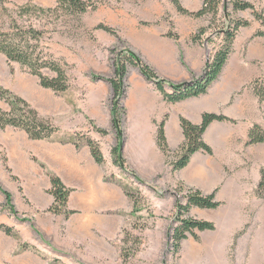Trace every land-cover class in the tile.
Segmentation results:
<instances>
[{
	"label": "crops",
	"instance_id": "obj_1",
	"mask_svg": "<svg viewBox=\"0 0 264 264\" xmlns=\"http://www.w3.org/2000/svg\"><path fill=\"white\" fill-rule=\"evenodd\" d=\"M245 1L261 6L264 12V0ZM180 2L189 12H198L203 7V0ZM173 8L169 20H149L151 25L146 27L130 21L124 37L131 51L160 79L173 85L189 84L202 78L217 46L208 41L194 43L191 40L198 29L206 25V17L189 19ZM159 16L164 14L159 13ZM237 16L251 21V25L238 31L227 64L205 95L169 102L136 71L132 75L128 73L127 91L122 101L126 109L122 149L126 167L146 184L156 183L162 177L164 183L173 186L179 184L206 196L215 194L216 201L222 204L218 209L220 217H211L207 210H200L198 219L216 224L213 238L216 242L211 244L220 246L222 253L229 250L234 239L248 235L242 232L246 222L234 219L232 213L233 209L259 206L261 201L254 193L264 170V143L249 144L254 127L264 129V101L261 99L264 36H257L264 28L251 11L239 12ZM170 22L178 40L168 37ZM165 90L168 95L173 93L171 87ZM92 101L99 103L87 106L88 118L96 127L106 130L114 141L106 149L95 131L88 134L100 143L104 156L102 165L96 162L87 144L78 147L54 140L36 141L27 133L13 142L3 139L0 132V151L5 154L10 174L20 179L23 195L28 200L26 213L43 212L53 206L51 176L58 177L71 190L67 209L72 215L65 217L46 212L44 216H37L36 228L46 242H51L74 263L102 264L120 260V245L133 203L126 195L125 173L114 164L111 155V149L118 142L111 106L105 105L103 99ZM206 114L228 119L214 121L203 135L212 155L198 152L186 168L173 171L166 160L168 155L176 156L185 142L182 119L200 126ZM162 123L169 149L167 154L158 145ZM3 163L0 160V177L3 183L9 184ZM10 190L16 192L14 186ZM81 246L85 247L84 252L77 249Z\"/></svg>",
	"mask_w": 264,
	"mask_h": 264
},
{
	"label": "rangeland",
	"instance_id": "obj_2",
	"mask_svg": "<svg viewBox=\"0 0 264 264\" xmlns=\"http://www.w3.org/2000/svg\"><path fill=\"white\" fill-rule=\"evenodd\" d=\"M101 1L103 3L97 10L83 15L81 23H78L77 21H67L65 13L61 9L56 11L58 5L55 0H0V30L10 31L16 23L25 29L32 27L41 31L43 35L39 43V51L60 62L67 71L70 88L67 92L58 94L43 88L37 77L29 74L17 63L9 64L6 57L0 54V87L24 99L42 119L48 120L53 127L59 130L47 141L73 143L71 139L74 137V140L82 145L86 144L87 138H90L88 136L90 131H95L103 141L104 147L110 148L114 142L112 136L109 133L104 136L97 132L96 128L98 127L86 114L87 106L99 103L93 102L92 99L94 101L103 99L105 105L111 106L112 113L115 99L109 80L116 78L117 61L121 56L126 62L129 60L126 52H132L130 43L124 37L125 32L130 28V21L139 22L140 27H146L151 25L148 23L149 20L158 18L169 20L171 18L170 10H174V5L170 0ZM27 5L32 6L30 12L22 10ZM257 8L261 10V6L257 5ZM38 9L53 10L54 12L44 15ZM159 13H163L164 16H159ZM237 15L238 13L234 14L233 19H238ZM189 17V19L193 18ZM211 18V16L206 17L205 26L210 25ZM223 18L224 14L221 8L217 20L208 34L211 35L216 28L223 26L225 23ZM100 25L108 26L116 34L97 29ZM171 29H174L172 24ZM214 43L217 46L219 40L216 39ZM127 69L129 75L136 71L142 74L139 67L129 62ZM44 73L48 77L55 76L49 71ZM126 79L123 98L127 91ZM148 82L154 85L153 82ZM168 87L166 86L165 89ZM261 91L264 93V88ZM123 98L120 105L124 110V118L126 109L123 106ZM0 109L5 112L11 111L8 103L2 99H0ZM0 132L4 135L3 139L13 142L21 135H26L25 131L12 127L4 130L0 128ZM96 142L100 146V143ZM117 146L118 142L111 149L113 160L115 157L112 151ZM174 159L175 156L168 155L167 164L171 166L170 162ZM0 160L4 162L6 167L4 171L10 182L9 184L3 183L4 179L0 177V225L12 228L16 235L11 236L0 230V264H84L70 261L54 248L51 242H46L44 236L36 228V221L37 216H44V213L52 212L48 209L43 212L26 213L28 200L23 195L20 179L10 174L12 171L6 165L7 159L2 150L0 151ZM126 164L127 162L124 169L116 166L125 173L124 187L126 195L133 203V211L123 232L120 260L102 264L264 263V192H261L259 188L262 173L258 188L254 193V197L261 201L259 206L233 209L232 213L234 219L246 222V225L242 227V232L247 233V236L241 235L234 239L229 250L222 253L223 249H220V246L215 247L211 244L216 242L213 241V238L217 228L214 231L205 232L196 230L195 234L198 239L188 233L187 238L176 250L173 234L179 226L177 218L180 214L177 206L178 204L186 205L188 191L195 189H186L179 184L173 186L164 183L162 177L156 183L146 184L134 171L128 169ZM13 186L16 189L15 193L10 190ZM128 192L134 198H131ZM5 193L10 195L11 202L8 201ZM133 199L138 204L135 209ZM218 209L207 210L193 207L183 217L198 219L200 210H207L211 217L219 218ZM212 223L214 222L212 221ZM253 245L255 247L252 248ZM212 246L215 247L216 252ZM251 248L252 253H250ZM77 249L85 251L83 246Z\"/></svg>",
	"mask_w": 264,
	"mask_h": 264
},
{
	"label": "trees",
	"instance_id": "obj_3",
	"mask_svg": "<svg viewBox=\"0 0 264 264\" xmlns=\"http://www.w3.org/2000/svg\"><path fill=\"white\" fill-rule=\"evenodd\" d=\"M55 1L58 5L56 11L61 9V11L65 13L67 21H77L78 23H81L83 15L90 11L97 10L103 3L101 0ZM170 1L176 10L182 15L191 16L193 18L212 17L209 26L199 28L197 33L193 35L192 41L194 43L202 42L203 40L209 41V43H214L216 39L219 40V43L216 52L206 67L205 76L189 84L173 85L160 79L148 65L144 64L136 54L130 51L126 52L129 56V60H126L125 62L123 56H121L120 60L117 61L116 78L109 80L114 91L115 101L112 106V122L118 140V146L112 151V154L115 157L114 164L122 169H124L126 161L122 154L124 143L122 119L124 110L120 105V101L125 92V79L128 73V62L139 67L145 78L148 81L153 82L156 89L164 94L169 102L176 103L188 98L205 95L222 73V70L233 52V44L238 31L243 27L251 25V21L249 20L239 17H237L238 19H233L234 14L251 11L254 19L259 21L264 28V12L259 10L256 5L245 0H226L227 2L224 0H203V7L198 12H189L183 7L180 0ZM221 8L224 14L223 20L225 23H223L222 27L216 28L214 33L212 32L210 35L208 32L213 28V24L217 20ZM22 10L30 12L32 6L27 5L23 7ZM38 10L44 15L48 14V12H54L53 10ZM97 29L104 30L110 34H116L113 29L106 25H100ZM42 35L43 33L35 28L31 27L25 29L14 23L12 30H0V54H3L6 57L9 64L17 63L29 74L37 77L43 88L50 89L58 94H63L70 88L67 71L60 62L45 55L42 51H39V43ZM168 36L175 40L179 39V36L175 34L172 29L168 33ZM257 36H264V31L258 32ZM45 71H49L55 76L48 77L45 75ZM166 86L172 88V94L168 95L166 93ZM0 99L8 103L11 108L10 112H5L0 109V128L2 130L8 127L19 129L25 131L30 139L36 141L50 140L52 136L59 131L56 127H53L48 120L42 119L24 99L1 87ZM261 99L264 101V93L261 94ZM227 120L228 119L223 116L206 114L203 118V123L200 126H196L189 121L182 119L181 126L184 132L185 142L176 153L175 159L170 162L173 171H179L186 168L192 157L198 152L212 155V149L204 142L203 135L208 126L214 121ZM96 130L104 136L108 135V132L103 129L96 128ZM71 141L79 147V144L74 140V137ZM258 143H264V130L259 126H255L250 132L249 144L253 145ZM86 144L90 147L96 162L102 165L104 163V156L99 144L91 138H87ZM158 145L164 153H168L169 149L164 133V123L160 125L158 130ZM51 182L52 188L50 194L54 197V204L49 211L55 215L69 217L73 214V212H70L67 209V202L71 190L66 188L58 177L51 176ZM259 188L261 192H264V171L262 172V181ZM5 195L8 201L11 202L10 195L8 193H5ZM128 195L131 198H134L129 192ZM187 201L186 205L178 204L177 206L178 213L180 214L177 218L179 226L174 230L173 234L174 247L176 250L179 249L181 242L187 238L188 233L198 239V236L195 234L196 230L200 232L216 230V226L212 222L183 217L188 214L193 207L207 210L218 209L221 206V203L216 201L215 194L206 196L200 191L190 190L188 191ZM137 205V202L134 201V209ZM0 230L5 231L8 235L16 236L14 230L10 227L0 225Z\"/></svg>",
	"mask_w": 264,
	"mask_h": 264
},
{
	"label": "water",
	"instance_id": "obj_4",
	"mask_svg": "<svg viewBox=\"0 0 264 264\" xmlns=\"http://www.w3.org/2000/svg\"><path fill=\"white\" fill-rule=\"evenodd\" d=\"M209 62H210V59H208L207 63H209ZM205 74H206V69H205L204 74L202 75V77H204Z\"/></svg>",
	"mask_w": 264,
	"mask_h": 264
}]
</instances>
